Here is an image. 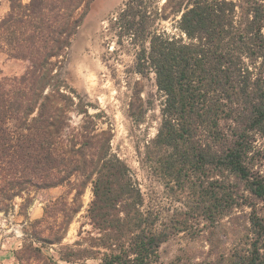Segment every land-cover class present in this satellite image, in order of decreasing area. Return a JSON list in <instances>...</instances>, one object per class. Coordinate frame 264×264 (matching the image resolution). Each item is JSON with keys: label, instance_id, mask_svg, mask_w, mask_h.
Masks as SVG:
<instances>
[{"label": "trees", "instance_id": "1", "mask_svg": "<svg viewBox=\"0 0 264 264\" xmlns=\"http://www.w3.org/2000/svg\"><path fill=\"white\" fill-rule=\"evenodd\" d=\"M7 1L0 49L28 63L0 78V211L18 206L26 224L16 264H158L162 243L190 218L211 225L206 264H264V210L255 202L264 201V0H166L161 14L127 0L118 10L119 42L130 39L134 70L153 71L164 97L140 163L184 200L186 209L166 221L145 207L129 165L112 152L111 128L97 127L100 113L90 114L61 78L92 0ZM171 15L180 35L149 29L154 16ZM58 186L67 194L31 220L30 192ZM88 186L90 229L81 224L78 238L61 245ZM222 235L231 236L228 246ZM48 244L61 245L56 257L43 252Z\"/></svg>", "mask_w": 264, "mask_h": 264}, {"label": "rangeland", "instance_id": "2", "mask_svg": "<svg viewBox=\"0 0 264 264\" xmlns=\"http://www.w3.org/2000/svg\"><path fill=\"white\" fill-rule=\"evenodd\" d=\"M28 1V0H24ZM127 0H92L82 25L74 35L68 53L60 69L65 84L74 89L90 114L100 113L96 118L98 129L110 127L113 133L112 152L129 165L133 177L138 182L144 197L145 207L157 211L163 221L176 211L186 209L184 200H177L165 189L147 169L141 166L140 151L152 139L160 122L161 103L164 99L157 89L155 74L149 70L141 75L134 70L137 48L130 39L123 37L119 42L121 27L116 23L118 10ZM166 0H144L150 11L162 13ZM8 10V1L1 0L0 18ZM179 15L169 19L154 16L153 26L149 29L167 31L180 35L176 20ZM28 63L9 56L0 49V78L22 74ZM72 124L77 125L81 116L71 113ZM68 187L58 186L31 191L32 203L26 210L31 220L40 218L43 209L60 195H65ZM70 195H66L71 198ZM92 198L90 187L82 193L81 211L70 223L61 245L70 244L78 238L77 232L90 229L87 224L86 210ZM20 203L21 198L15 199ZM258 207L264 210V201L257 199ZM246 207L239 211L235 221L239 227L245 221ZM188 215H183L181 219ZM52 221V219H48ZM224 218L222 223H227ZM24 216L19 207L4 214L0 211V264H16L14 251L24 238L22 231ZM224 230V229H221ZM228 246L232 238L222 235ZM61 245L48 244L43 247L46 255L56 257ZM158 264H195L211 261V225L204 219L188 220L187 228L169 237L159 248ZM69 264V263H66ZM75 264H100L98 259L89 258Z\"/></svg>", "mask_w": 264, "mask_h": 264}]
</instances>
